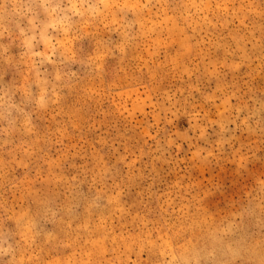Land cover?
<instances>
[{
    "label": "rangeland",
    "instance_id": "1",
    "mask_svg": "<svg viewBox=\"0 0 264 264\" xmlns=\"http://www.w3.org/2000/svg\"><path fill=\"white\" fill-rule=\"evenodd\" d=\"M0 264H264V0H0Z\"/></svg>",
    "mask_w": 264,
    "mask_h": 264
}]
</instances>
